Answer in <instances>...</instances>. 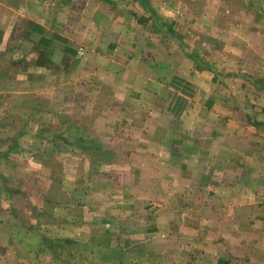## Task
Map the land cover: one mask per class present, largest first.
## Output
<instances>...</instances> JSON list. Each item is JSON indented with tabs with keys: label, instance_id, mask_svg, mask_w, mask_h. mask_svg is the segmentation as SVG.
Returning a JSON list of instances; mask_svg holds the SVG:
<instances>
[{
	"label": "rangeland",
	"instance_id": "374dc122",
	"mask_svg": "<svg viewBox=\"0 0 264 264\" xmlns=\"http://www.w3.org/2000/svg\"><path fill=\"white\" fill-rule=\"evenodd\" d=\"M8 2L0 1V264H215L212 246L233 229L224 217L237 215L251 218L236 230L259 239L256 254L237 259L264 264V208L219 205L217 190L202 192L187 174L185 145L177 155L169 136L158 144L143 135L148 127L133 130L151 118L135 113L141 105L176 112L182 96L190 109L224 105L236 111L223 118L238 122L228 148L243 173L252 169L247 148L264 140V0H113L133 49L130 61L110 59L114 81L101 88L87 75L84 47L45 64L41 32L27 16L6 17ZM145 44L184 56L195 83L176 77L163 90L143 89L161 104L132 92L131 79L146 76Z\"/></svg>",
	"mask_w": 264,
	"mask_h": 264
},
{
	"label": "crops",
	"instance_id": "0c3cea01",
	"mask_svg": "<svg viewBox=\"0 0 264 264\" xmlns=\"http://www.w3.org/2000/svg\"><path fill=\"white\" fill-rule=\"evenodd\" d=\"M8 1L6 17L27 16L31 22L28 23L31 28L36 27L41 32V42L44 43L42 46L47 49L45 64H52L55 60L50 55L61 57L64 63L68 58L65 56L70 55L69 49L71 46L75 48L84 47L87 50L84 62L89 65L90 69V74L87 75H90L93 80H97V85L101 88L102 86H109L107 82L114 81V62L110 59L114 58L113 56L116 54L124 60H128L132 56L130 52L133 45H130L131 42L124 39V36L128 38V26H124L123 23L118 25V21H115L113 15L115 9L112 7L113 0ZM16 1L20 3L18 6H16ZM114 25L121 26L122 29L118 27L115 29ZM2 26V30L7 32L15 28V24L10 20ZM115 31L116 34H114ZM158 46L144 45V52L143 54L140 52V56L146 59L142 62L146 76H135L128 84L131 91L138 92L141 97L149 95L152 104H161L163 97L159 94L154 95L155 91L144 92V88L163 90L169 87L168 84L172 83L173 80H177L176 77L181 78L183 84H186L183 78L186 81L195 83V79L193 80L195 74L192 73V70L188 72V60L182 55L174 54L170 50L167 51L163 46ZM75 54L71 50V56ZM180 68H185L184 70L187 73L180 74ZM155 69L160 70L161 74L159 76L154 75ZM95 75L99 76L98 79H95ZM138 86L143 88L137 89ZM112 94L113 97L116 96L114 92ZM133 96L138 97V94L133 93ZM187 99L185 96L179 98L178 103H183V105L176 112L167 111L168 108L163 110V107L159 110L154 108L149 110L150 108L147 109L141 105L139 111L136 110L135 113L149 114L151 118L145 117V120H143L141 117L140 121L133 124V130L138 132L148 127L150 131L147 130L146 134L143 135H152L154 142L158 144L168 142L166 137L169 136V144L173 150H176L175 154L177 155L182 152L177 147L185 145V155H179V158L183 157V159L192 162V167L187 171V174L196 176V181H199V178L201 179L198 184L204 189L202 192L210 187L217 190L219 205L234 208H264V173L257 172L255 174V170H253L254 167L264 169V140L259 139L258 143L253 142L247 148L256 157L253 159L254 163L249 166H252V169L245 170L243 173V169L238 163L239 159L235 160L236 157L233 156L227 144V138H229L227 135L234 132L232 128H235L238 122L234 118L230 120L223 118L224 114L236 110L229 111L228 107L219 106L218 104H215L212 110L207 108L197 109L196 105L193 109H190L184 107ZM154 114H157V118L153 116ZM167 118H172L173 121L167 122ZM256 121L261 122L260 119ZM252 153L250 154L252 155ZM228 158L233 159V162H230ZM211 176H217V184H213V186L208 183ZM227 176H232V178L227 180ZM230 192H233V198L231 199L228 196ZM208 197L209 195L205 194L201 206H207L209 203ZM250 218L241 215L227 217V219L224 217V220L233 222V229L223 232L220 235L222 240L219 239V243L214 244L217 246H212L214 249L210 250L211 254L217 256V263L215 264L219 263L221 257L230 260L226 264H241L244 263L243 258H237L246 255L252 256L257 253L252 248L255 244L254 241L259 239L253 237L249 240L241 230L235 228V225L242 222V219L248 220ZM254 218L257 219L256 216ZM253 235L254 233L251 236ZM257 236H260V234H257ZM243 240L250 241L251 244L247 242L243 245ZM206 252H209V250L206 249ZM201 263H205V261Z\"/></svg>",
	"mask_w": 264,
	"mask_h": 264
}]
</instances>
